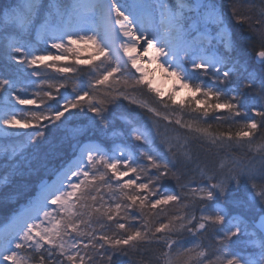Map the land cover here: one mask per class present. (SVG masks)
Masks as SVG:
<instances>
[{
	"label": "snow or ice",
	"instance_id": "obj_1",
	"mask_svg": "<svg viewBox=\"0 0 264 264\" xmlns=\"http://www.w3.org/2000/svg\"><path fill=\"white\" fill-rule=\"evenodd\" d=\"M42 8V0H21L0 10L5 17L0 24V38L4 41L0 48L15 64L31 69V75L41 85L29 95L27 88H17L16 81L0 78L3 104L0 128L24 130L20 132L24 141L5 148L6 155H22L25 143L38 146L49 126L58 128L74 110L83 111L85 105L93 114L92 124L98 121L107 127V105L120 98L147 108L153 116L169 124L207 138L213 145H247L252 149L258 131L264 129V106L246 109L242 95L244 89L256 83L257 77L246 65L238 68L239 62L233 61V42L228 32L220 27L217 33L216 39L224 48L220 52L199 27L201 21L223 25L222 15L214 4L193 5L188 0H131L130 3L49 0L43 15ZM236 15L241 22L250 20L238 11ZM261 15L264 16V11ZM33 32L44 43L50 42L49 48L57 54L37 50L29 43ZM260 37L264 40V24ZM82 52L88 56L82 58ZM257 58L264 64V43L257 51ZM78 66L91 69L86 85L78 79L82 71ZM41 69H53L58 77L44 78ZM241 70L247 79L239 87H220L231 84ZM157 71L173 79L178 87L169 93L162 91L156 84ZM200 77L210 78L213 85L205 84ZM120 83L133 91L146 88L159 98L164 109H172L171 114L132 99L123 88L115 87ZM180 88L188 89L190 95L176 99ZM260 90L264 93V77L260 78ZM48 101L55 102L56 107ZM25 112L27 116L23 115ZM184 112L195 116L185 121L180 115ZM220 112L228 113L225 119H231L223 131L214 130L208 123L212 114ZM240 117L243 119H236ZM216 119L221 118L216 116ZM131 135L146 145L147 150L133 155L125 148L106 151L99 146L85 147L67 166L56 170L55 179L42 181L39 193L14 219L4 222L0 264H91L90 253L97 249L107 246L117 251L151 242L163 245L159 255L163 264H180L181 256L192 252V249L173 252L174 246L180 244L173 235L185 227L184 223L177 226L174 221L184 218L174 217L167 222L153 219L157 209L162 211L163 206L180 199L156 183L168 174L169 162L159 151V145L153 146L156 139L150 129L133 128ZM177 144L183 147L179 141ZM160 145L169 152L177 146L165 138L160 140ZM153 169L158 174H153ZM227 187L221 182L213 184L210 190H205L207 198L212 199L215 192L225 194ZM214 219L220 223L225 217L217 210ZM102 221L114 223L116 231L110 234L102 231L105 227ZM134 221H139L141 226L136 227ZM229 225L225 238L241 233L258 238L254 244L258 252L243 257L244 264H264V225L251 233L242 220L229 221ZM205 228V223L198 224V229ZM198 255L203 257L204 253ZM227 264H241V257L233 254Z\"/></svg>",
	"mask_w": 264,
	"mask_h": 264
},
{
	"label": "trees",
	"instance_id": "obj_2",
	"mask_svg": "<svg viewBox=\"0 0 264 264\" xmlns=\"http://www.w3.org/2000/svg\"><path fill=\"white\" fill-rule=\"evenodd\" d=\"M20 2L21 0H0V10H6L8 6ZM120 2L125 3V0ZM42 3L43 15L49 0H42ZM203 4H214L221 13L223 25L220 27L230 33L233 42L231 57L233 61L239 62L237 67L246 65L249 71L256 74V83L251 88L243 90L242 104L249 110L253 107L261 108L264 106V93L260 90V78L264 77V64L257 63L255 55L264 43L260 37V29L264 24V16L261 15L264 11V0H203ZM237 11L250 17V20L247 22L238 20ZM4 18V13L0 11V24L3 23ZM208 24L212 25L210 22ZM3 43V39L0 38V45ZM29 43L37 50L45 46L36 40L34 33L29 38ZM212 44L215 49L224 52L219 41ZM78 68L82 69L78 79L86 85L91 69L87 66H78ZM31 71L24 65L15 64L0 48V78L16 81L18 89L27 88L28 94H31L41 87L40 81L31 75ZM41 71L45 74L44 78L58 77L53 69H41ZM199 79L209 86L213 85L210 78ZM246 79V73L241 70L231 84L220 87L237 88ZM115 87L123 88L132 99L158 107L161 112L168 114L172 112V109H164L159 98L154 93L148 92L146 88H137L133 91L123 83L116 84ZM61 91L64 92L63 89ZM68 92L71 94V88ZM48 103L52 104L53 108L56 107L55 102L48 101ZM107 108L106 117L109 120L107 127L100 125L98 121L93 125L90 120L93 114L87 111L85 105L83 111L74 110L58 128L49 126L43 142L38 146H29L25 143L22 155L17 154L13 157L6 155L4 151L5 148L24 141L20 134L0 137V226L8 221L21 205H26L33 196L37 195L39 181L44 178L47 180L49 177L54 178L57 169L70 163L81 145L99 146L106 151H112L120 146L131 151L133 155L147 150L146 145L135 141L131 135L133 128H141L150 129L156 139V145L153 146L159 145V151L165 161L169 162L168 174L162 176L156 182L157 185L167 193L180 197L179 201L163 206L162 211L157 209V216L153 218L160 222H167L174 217L184 218L174 221L177 226L184 223L185 227L173 235L174 239L180 241L179 245L174 246L173 252L185 249H192V252L181 256L180 264H227L225 248L228 249L230 256L238 254L242 263H244L243 257L251 255L253 251L258 252V248L254 247L258 242L257 237L241 233L238 236L225 238L224 233L230 226L229 221L236 220L246 222L251 233L256 230L255 223L259 216L264 214V199H261V193L264 192V155H262L264 129L258 131L252 149L249 150L247 145H213L207 138L190 133L174 123L169 124L153 116L147 108L123 98L107 105ZM23 115L27 116L28 113L25 112ZM180 115L185 121L195 116L187 112ZM248 115L249 117L252 115L251 111ZM216 116L221 119L217 120ZM226 117H228L226 112L214 113L208 118V123L213 125L214 130L223 131L231 123V119H225ZM236 119L240 120L243 117ZM28 130V132L33 131V129ZM162 138L170 139L174 145H177L172 152H169L166 146L160 145ZM177 141L183 147H180ZM152 173L158 174L155 169ZM144 180L147 182V178ZM217 182L228 185L225 194L215 192L213 198L208 199L205 190H210ZM156 198L152 197V199ZM217 210L225 217L223 222H215L214 216ZM205 216L210 218L204 220ZM189 220L191 224L188 223ZM201 222L206 224L204 230L198 229V224ZM102 223L105 225L102 231L109 234L116 231L114 223L107 221ZM133 223L136 227L141 226L139 221ZM189 228L192 231H189ZM162 248V244L155 242L142 243L137 248L117 251L106 246L104 249L90 253L93 257L91 264H163L159 259ZM200 252L204 253L203 257L198 255ZM109 256H111L110 260Z\"/></svg>",
	"mask_w": 264,
	"mask_h": 264
},
{
	"label": "rangeland",
	"instance_id": "obj_3",
	"mask_svg": "<svg viewBox=\"0 0 264 264\" xmlns=\"http://www.w3.org/2000/svg\"><path fill=\"white\" fill-rule=\"evenodd\" d=\"M131 2V0H129V3ZM189 3L193 4V5H196V4H203V0H188ZM204 10H200V13H203ZM190 15H193V14H190ZM199 27L201 28L202 31L206 32L207 35H208V38L212 41V42H215V41H218L216 39L217 37V33L218 31L220 30V26H217L216 24H208V23H205V22H202L199 24ZM226 32L229 33V31L225 30ZM34 35H35V38L36 40L39 42V43H42V45H45L44 48H42L41 50L43 51H47V50H50L53 52V54H57L56 53V50H52L49 48V43H44L43 40L36 35L35 32H33ZM230 34V33H229ZM88 56V53L87 52H82L81 53V57L82 58H86ZM70 59V58H69ZM189 68H191V66L189 65L188 66ZM152 68L154 69L155 68V65L152 66ZM156 84L158 87L161 88L162 91H164L165 93H169L171 90L174 89V87H178L175 85V82L173 79H170V78H167L165 75H162L159 71L156 72ZM30 95V94H29ZM190 95V92L188 89H184V88H180L179 91L177 92V95H176V99H182L186 96H189ZM17 107H21L19 105H17ZM3 111V104L2 102H0V113H2ZM21 131H24V130H13V129H4V128H0V137H10V136H15V135H18L20 134ZM26 131H29V130H26ZM7 133V135L5 134ZM85 147H93L89 144H83L81 145V147L78 149V152H77V155H79L80 151L82 148H85ZM121 148L120 146H117L116 148ZM75 158V157H74ZM73 158V159H74ZM67 166V165H66ZM55 179V176L54 178ZM201 192H204V190H201ZM39 193V188H38V192L37 194ZM206 193V191H205ZM26 205H21L19 207V209L17 210V212H15L9 219L8 221H10L11 219H14L17 214L22 211L24 209ZM3 234H4V224H2L0 226V238L3 237ZM225 250V257H228V259H230L232 256L229 255V251L228 249H224ZM241 264H244L241 262Z\"/></svg>",
	"mask_w": 264,
	"mask_h": 264
},
{
	"label": "water",
	"instance_id": "obj_4",
	"mask_svg": "<svg viewBox=\"0 0 264 264\" xmlns=\"http://www.w3.org/2000/svg\"><path fill=\"white\" fill-rule=\"evenodd\" d=\"M255 61H256L257 63H261V62L259 61V59L257 58V53H256V55H255ZM42 181H47V179L44 178V179H42L41 181H39L38 184H37L38 188H39V185H40V183H41ZM262 225H264V214H262V215L259 216V218L257 219V221H256V223H255V227H256V229H259L260 226H262ZM199 230H200V229H199Z\"/></svg>",
	"mask_w": 264,
	"mask_h": 264
}]
</instances>
